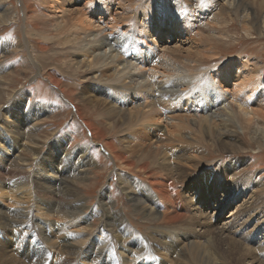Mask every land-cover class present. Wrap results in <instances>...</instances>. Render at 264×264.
<instances>
[{"label": "bare ground", "instance_id": "obj_1", "mask_svg": "<svg viewBox=\"0 0 264 264\" xmlns=\"http://www.w3.org/2000/svg\"><path fill=\"white\" fill-rule=\"evenodd\" d=\"M142 1L143 5L141 0H43L55 17L58 14L56 27L65 26L67 19L72 21L69 41L82 40L72 64L81 69L82 77L92 81L82 84L79 94L69 100L76 115L93 138H105L106 132L88 118L84 106L104 114L108 129L114 128L115 122L125 130L119 139L123 147L110 138L103 144L134 211L152 221V240L134 235L126 219L109 207L112 200L104 188L97 194L96 205L84 212L87 206L79 184L94 164L88 148L70 150L61 137L41 153L33 124L37 111L15 124L13 119L18 120L20 112L10 111V120L7 115L0 116L6 130L0 129V226L19 221L26 231L34 226L42 231L46 225L50 236L43 235L44 242L58 256L71 253L85 264H264V196H259L264 179L247 171L239 176L243 161L236 157L220 167L199 170L204 154L195 144L199 139L210 143L213 139L212 144L221 151L231 154L242 150L232 127L237 116L244 121L253 117L264 121V72L258 77V69L248 60L225 61L216 72L217 85L205 86V95L186 78L182 67L171 64L193 54L217 53L203 44L202 35L195 31L192 21L197 16L210 15L215 20L218 11H234L246 32L255 30L264 35V0H209L203 7H198V0ZM11 9L0 3V21L9 19ZM97 11L100 15L95 18ZM167 26V40L180 35L186 47L164 44L161 37ZM131 45L133 54L141 59L131 60ZM234 64L238 70L233 69ZM5 70L0 63V84L4 83ZM155 75L166 84H154ZM46 77L61 93L66 91L61 75L49 71ZM108 79L112 81L106 84ZM221 83L239 89L236 96L228 95L236 107L226 102L228 92ZM160 93L165 97L161 100L167 102L163 116L157 106L163 103L157 101ZM251 138L264 145L263 129H252ZM23 150L33 155L32 162ZM134 167L142 172L140 177L131 173ZM246 186L248 196L234 220L249 214L236 222L217 224L230 187L240 191ZM12 204L15 211L9 214L6 206ZM96 212L101 219L91 237L85 230ZM250 223L253 227L247 229ZM104 235L111 238L107 245L101 238ZM5 245L0 244V264H23L13 259Z\"/></svg>", "mask_w": 264, "mask_h": 264}, {"label": "rangeland", "instance_id": "obj_2", "mask_svg": "<svg viewBox=\"0 0 264 264\" xmlns=\"http://www.w3.org/2000/svg\"><path fill=\"white\" fill-rule=\"evenodd\" d=\"M207 2L209 3V0H198V7H203ZM0 3L12 8L9 19L0 21V63L6 69L3 72L2 80L4 83L0 84V116L5 117L7 115L6 118L10 120L12 116L10 111L20 112V118L18 120L13 119L15 124L26 120L27 114L30 115L37 111L33 115H37L38 118L34 120L33 124L37 127L36 134L39 136L38 142H40L41 153L49 149L52 141L61 137L64 138L65 146L70 150L78 146H87L94 164L89 166L87 178L79 184L81 188L80 194L85 198L87 206L84 212L89 213L91 211V207L97 203L99 196L97 194L104 188L108 192L110 200H112L109 207L119 212L126 219V222L132 226L131 230L134 235H141L151 241L152 237L150 234L152 229L150 224L152 221L143 218L141 214L134 211L131 201L121 189L113 161L103 144L104 139L108 140V138L119 142L125 130L121 126L116 125L115 122L113 123V121L114 128L108 129L104 114L84 106L82 110L87 114L88 118L94 120L103 129V133L106 132L105 138L101 139L99 136L93 138L83 121L76 115L74 106L69 101L72 97L79 94L82 84L86 81H92L91 77H82L84 73L81 72V69L72 64V58L82 48V40L72 41L71 39L69 41V33L73 31L71 28L72 21L67 19L65 26L58 25L56 27L55 25L59 23L58 14L55 17V14L50 12V6L43 0H0ZM140 3L141 5L144 4L142 0ZM218 12L217 15L219 17L215 20H211L209 15L207 16L208 18L197 16L192 21L195 31L202 35L203 44L211 47L217 53L205 56L193 54L191 57L180 58L179 61L173 62L174 64L171 63L174 67H182L185 70L186 78L192 80L199 92L207 89L205 86L214 88L217 85L216 72L228 60L236 58L248 60L249 63L253 64V69H258L256 74L260 78L264 72V35L259 34L255 30H250V33L246 32L243 29L242 20L240 17L238 18L234 11L231 14H227L224 11ZM99 15L97 11L95 18H98ZM168 25L170 26V24ZM168 30L169 27L167 26L164 29V36L161 37L165 45L179 44L184 47L187 46L186 43H183L185 40L180 35L167 40V36H169ZM137 37L139 38L138 35ZM132 41L134 39L130 38V42ZM42 44L44 45L43 48ZM142 44L144 45V43ZM140 46L144 48L142 45ZM128 54L132 58L128 59H141L140 55L136 56L133 54L132 45L129 46ZM156 56L158 55L156 54ZM244 65L247 68V65ZM237 66V64H234L233 69L238 70ZM49 71H53L63 77L66 91L61 93L58 86L49 81L46 77ZM240 72L243 74L242 70ZM161 78V76L158 78V75H155L154 84L165 85V81ZM149 79L152 82V78L149 77ZM112 80L118 85L121 83L120 79L114 78ZM112 80H106V84L111 83ZM232 81H229V83L232 84ZM235 84H237V81ZM221 85L228 92L224 96L227 99L226 102L229 101L232 106L236 107V103L231 101V97L228 95L236 96L239 89L235 91V88L227 86V84L221 83ZM203 91H205L203 93L206 95V90ZM164 98V95L160 93L157 101L164 100ZM162 100L161 102H163ZM259 100H261V96ZM166 103L160 104L158 102L159 110L161 107L162 111ZM163 113L165 114L166 111L163 110L162 116ZM234 123L235 125L232 128L237 131L236 139L238 144L242 146V150L230 154L227 151H221L220 147L212 144L213 139H211V143L199 139V142H195V144L198 143L197 147L203 149L204 158L201 159L202 162L198 169L207 168L210 165L220 167L221 164L236 157L243 161L239 169V176L243 177V173L247 171L250 175H255L257 179L258 177L264 179V145H257L251 138L252 129L259 128L264 131V121L257 117H253L251 121H244V118L237 116ZM1 124L0 118V129L5 132L4 125ZM118 147H123L121 142H119ZM21 152L31 158L30 161L32 162L33 155L31 153L25 150ZM33 164H35V160ZM24 169L29 170V168ZM131 171L135 177H140V174H142L137 167H134ZM247 190L248 186L240 191L230 187V192L228 191L229 200L226 202L227 205H225L222 214L220 213L222 218L216 220L217 224H227L234 220L237 213L241 212L240 204L248 196ZM245 193H247L246 196H243ZM259 196L263 197L264 191ZM61 206L63 208L65 205L62 204ZM13 209V204L12 206H6L9 214H13L12 212L15 211ZM213 212L214 210L210 211V214H213ZM96 213L90 217L91 225L85 230L87 235H91V237L94 229L100 224L101 215L99 212ZM188 214L191 215L193 213L188 210ZM247 214L249 212L241 214L234 222L241 220ZM18 222H12L9 226H0V244H6L5 246L8 247L13 259L19 260L18 262L23 264H85L82 259L71 253L58 256L44 242L43 235L50 236V231L46 225H42V231L35 230V226L34 228L32 227L33 230L29 229V231H26L27 228H21ZM211 222L213 223L212 220ZM73 227L77 229L76 226L73 225ZM252 227L253 223H250L246 228L250 229ZM112 228H116V226L114 225ZM101 238H104L106 245L110 243L111 238L109 236L104 235ZM125 239L122 240L124 243L127 241ZM7 243L9 244L7 245Z\"/></svg>", "mask_w": 264, "mask_h": 264}]
</instances>
